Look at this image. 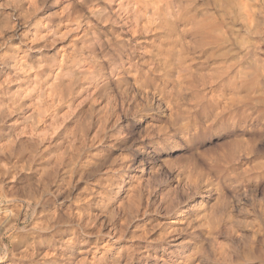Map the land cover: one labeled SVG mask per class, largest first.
Masks as SVG:
<instances>
[{
    "label": "clouds",
    "instance_id": "1",
    "mask_svg": "<svg viewBox=\"0 0 264 264\" xmlns=\"http://www.w3.org/2000/svg\"><path fill=\"white\" fill-rule=\"evenodd\" d=\"M0 264H264V0H0Z\"/></svg>",
    "mask_w": 264,
    "mask_h": 264
}]
</instances>
